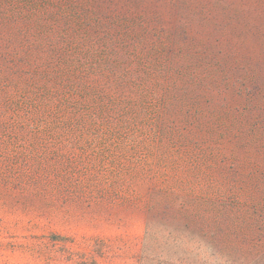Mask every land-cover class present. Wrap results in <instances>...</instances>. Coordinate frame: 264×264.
Here are the masks:
<instances>
[{"label":"rangeland","instance_id":"rangeland-1","mask_svg":"<svg viewBox=\"0 0 264 264\" xmlns=\"http://www.w3.org/2000/svg\"><path fill=\"white\" fill-rule=\"evenodd\" d=\"M138 56L153 118L176 137L174 151L182 148L181 133L202 140L199 129L214 126L223 130L222 152L258 156L261 140L246 145L226 125L255 124L264 136V0H0V264H83L76 250L99 241L105 254L87 256L88 264H136L142 213L153 193L180 187V167L168 169L163 159L155 170L149 163L138 171L133 152L102 159L95 143L8 134L27 125L33 100L38 118L59 114L41 106L48 98L58 107L59 97L88 95L85 109L94 108L109 84L117 96L134 98L112 79L123 69L131 74ZM108 117L98 126L118 133ZM141 131L148 126L126 133L130 144L138 147Z\"/></svg>","mask_w":264,"mask_h":264},{"label":"trees","instance_id":"trees-1","mask_svg":"<svg viewBox=\"0 0 264 264\" xmlns=\"http://www.w3.org/2000/svg\"><path fill=\"white\" fill-rule=\"evenodd\" d=\"M137 58L136 69L131 74L123 69L120 73L116 71L118 76L112 79L116 88L121 83L123 92L135 95L134 98L120 96L121 92H115L111 84L101 91L99 103L92 101L94 108L91 109H85V104L92 100L88 95L80 99L68 95L59 97L58 107L54 105L56 98H48L41 101V106L58 108L59 114L49 117L46 113L42 117L38 113L39 120L33 100L27 104L31 107L29 113L26 112L31 115L27 116V125L23 121L18 123L11 135L7 133L10 139L20 141L21 131L23 139L36 143L71 141L89 146L95 143L103 150L93 154L102 159L126 158L128 152H133L132 162L140 160L142 164L135 167L138 171L144 164L148 167L149 163L155 170L156 164L161 165L163 159V166L168 169L180 167L182 173L177 170L175 173L182 178L178 183L180 187H170L163 194L153 193L142 213L144 234L135 254L136 264H264V136L260 134V127L255 124L249 128L226 125L227 134L236 135L238 141H245L246 145L261 140L256 147L258 156L242 158L233 151L222 152L217 143L220 129L215 132L214 126L199 129L204 132L203 141L189 131L188 135L181 133L182 148L174 151L171 142L176 137L157 125L153 118L147 101L148 91L144 88L149 77L145 76L142 56ZM122 98L125 99L123 102ZM173 112L175 119L186 121L185 112L177 109ZM108 116L117 120L118 133L98 126L100 119L105 120ZM135 126L149 128L146 135L140 132L143 134L138 137V147L129 143L126 134ZM219 127H223L221 122ZM95 128L97 132L93 133ZM115 139V145H107ZM159 143L162 146L166 143L165 149ZM166 149L167 152L163 151ZM177 150L181 152L176 153ZM178 156L179 161H176ZM121 165L130 168L129 164ZM138 171L133 170V173L138 174ZM102 246L99 241L82 252L76 251L86 257H81L82 263L88 264L87 256L105 254ZM167 250L171 255L166 253ZM67 253V258H71V251L67 250Z\"/></svg>","mask_w":264,"mask_h":264}]
</instances>
